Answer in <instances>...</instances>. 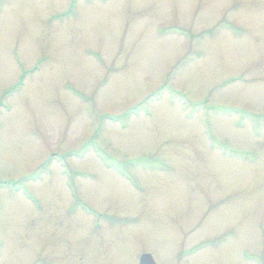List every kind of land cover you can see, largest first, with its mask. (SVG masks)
Instances as JSON below:
<instances>
[{"label": "rangeland", "instance_id": "obj_1", "mask_svg": "<svg viewBox=\"0 0 264 264\" xmlns=\"http://www.w3.org/2000/svg\"><path fill=\"white\" fill-rule=\"evenodd\" d=\"M144 253L264 264V0H0V264Z\"/></svg>", "mask_w": 264, "mask_h": 264}, {"label": "water", "instance_id": "obj_2", "mask_svg": "<svg viewBox=\"0 0 264 264\" xmlns=\"http://www.w3.org/2000/svg\"><path fill=\"white\" fill-rule=\"evenodd\" d=\"M138 264H156V263L150 254L144 253L140 255Z\"/></svg>", "mask_w": 264, "mask_h": 264}, {"label": "trees", "instance_id": "obj_3", "mask_svg": "<svg viewBox=\"0 0 264 264\" xmlns=\"http://www.w3.org/2000/svg\"><path fill=\"white\" fill-rule=\"evenodd\" d=\"M43 167V166H42Z\"/></svg>", "mask_w": 264, "mask_h": 264}]
</instances>
